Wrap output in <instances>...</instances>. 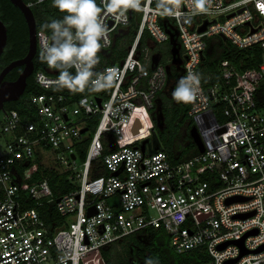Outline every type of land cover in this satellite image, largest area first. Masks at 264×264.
Here are the masks:
<instances>
[{
  "label": "built area",
  "instance_id": "1",
  "mask_svg": "<svg viewBox=\"0 0 264 264\" xmlns=\"http://www.w3.org/2000/svg\"><path fill=\"white\" fill-rule=\"evenodd\" d=\"M109 3L96 0L106 29L98 53L108 50L131 21L137 31L122 60L94 65L85 87L95 91L71 100L65 92L73 90L59 86V70L45 62L47 70L32 73L43 89L29 98L33 118L2 111L1 131L9 138L0 144V264H95L96 257L104 264L102 249L147 229L163 230L176 253H204L202 264L235 259L231 264H264V248L256 251L264 246V0H209L206 11H194L192 0H140L139 10H112ZM136 11L141 13L138 24ZM143 32L154 44L175 35L182 49L180 81L190 73L199 77L187 115L204 150L178 162L164 150L139 148L153 132L151 112L168 78L157 54L137 51ZM51 35L36 29V53ZM211 36H224L241 50L260 46L258 67L241 70L222 60V83L203 87L199 68ZM109 73V86L93 87L98 75ZM215 104L221 105L220 122L211 110ZM42 152L54 155L61 168L57 174L65 173L74 187L50 202L64 217L61 225L48 227L36 209L22 208L18 198L34 165L24 177L18 167ZM97 161L107 174L92 176ZM26 196H53L50 181L27 186ZM242 250L246 253L239 257Z\"/></svg>",
  "mask_w": 264,
  "mask_h": 264
},
{
  "label": "trees",
  "instance_id": "2",
  "mask_svg": "<svg viewBox=\"0 0 264 264\" xmlns=\"http://www.w3.org/2000/svg\"><path fill=\"white\" fill-rule=\"evenodd\" d=\"M23 1L26 4H30L29 7L35 20L36 29L48 34H52V31L45 26L53 20H63L64 16L67 15V13L61 12L54 6L53 0H42L40 2H37V0ZM0 19L5 24L7 31L6 46L0 56V67H4L10 61L20 59L26 55L28 51V29L22 13L9 0H0ZM136 31L137 25L133 21H131L126 29L120 30L115 37L113 45L108 50L97 54L98 62L96 63V67L114 64L122 60L134 41ZM156 45L150 40L148 34L143 32L138 41L137 51L145 48L153 50ZM172 48L176 49L173 55L171 53ZM181 54L182 49L175 35L168 41L167 51L163 54H157L159 61L163 62L167 67L168 78L165 88L157 94L156 99H167L169 103H162L161 105V128L157 127L153 114L154 109L152 110L153 132L145 143L147 151H152L157 145L159 149L167 153L173 162L184 160L197 153V148L189 136V126L192 124L187 115L189 105L177 102L173 98V92L178 87L182 76L183 61ZM261 55L262 49L258 45L241 50L218 36L207 38L203 60L199 68L202 86L207 88L211 85L222 83L218 70L222 60H228L237 68L244 70L257 68L261 61ZM100 57L106 58L107 63L103 64L100 62ZM178 60L180 61L179 64ZM33 65L34 72L37 70H47V66L41 60L40 53L38 52L33 58ZM21 70L22 67L13 68L6 74L5 79H16ZM42 91L43 89L34 82L32 74L26 79V87L20 98L16 101L6 102L4 110H16L21 116L29 120L33 118L32 115L34 113V106L30 104L29 98L31 95L39 94ZM94 91L91 87H84L81 91L70 92L66 90L65 93L73 100L76 97L88 95ZM220 107V104H215L211 109L218 122L221 121ZM187 119L188 121H186ZM95 122L93 121L94 124ZM156 127L157 131L154 132V128ZM87 141L84 142L85 145ZM84 154L83 150L80 153L81 159H84ZM37 155L38 153H36V157ZM32 165H34V162L28 161L25 167L19 166V174L24 177L23 172ZM99 174H107V172L102 168L101 162L97 161L94 164L92 176ZM42 179L50 181L53 196L56 195V197L74 188L71 183L66 181L65 173L58 175L54 169H44L40 165H37L35 171L21 183L18 198L22 203V208L36 209L48 227L53 223L61 225L64 223V217L58 214L53 205H50L53 196L37 200L26 196L27 186ZM101 258L104 264H202L207 259L204 253L198 251L174 252L169 246L168 235L159 229H147L124 236L108 245V248L102 249Z\"/></svg>",
  "mask_w": 264,
  "mask_h": 264
},
{
  "label": "clouds",
  "instance_id": "3",
  "mask_svg": "<svg viewBox=\"0 0 264 264\" xmlns=\"http://www.w3.org/2000/svg\"><path fill=\"white\" fill-rule=\"evenodd\" d=\"M54 6L67 13L63 20H53L45 27L51 29L49 43L42 46L41 60L50 68L59 70L57 84L73 91H81L93 76L92 68L98 62L101 39L106 41V29L98 19L100 9L96 0H53ZM209 0H192L194 11H206ZM108 7L140 9V0H110ZM75 68V74L69 69ZM112 75H98L93 87L110 85ZM41 82H43L41 80ZM199 77L189 74L173 92L177 102H191L198 91Z\"/></svg>",
  "mask_w": 264,
  "mask_h": 264
},
{
  "label": "water",
  "instance_id": "4",
  "mask_svg": "<svg viewBox=\"0 0 264 264\" xmlns=\"http://www.w3.org/2000/svg\"><path fill=\"white\" fill-rule=\"evenodd\" d=\"M12 5L17 7L20 12L22 13L25 22L27 24L28 29V51L26 55L20 59H15L13 61H10L8 64H6L0 71V112L4 110V104L9 101H16L20 98V96L23 94L25 87H26V79L32 75L34 71V65H33V58L36 54V25L35 20L32 14V11L30 7L23 1V0H9ZM141 13L140 11H136L135 13V22L138 24L140 21ZM111 23L108 25L110 26ZM206 23L201 26L198 31L202 32L205 30ZM221 39L225 41V37L221 36ZM7 42V31L5 24L0 19V56L6 46ZM158 62V57L153 56L152 63L156 65ZM16 67H22V70L14 80H5L4 77L6 74ZM139 126L138 121H136L134 125V132L137 130V127ZM223 130V129H221ZM85 130L82 129L81 132L83 133ZM189 136L192 139L193 143L195 144L198 151L202 152L204 150L203 143L201 141V138L198 134L197 128L195 125H192L189 129ZM147 139H144L141 141L139 148L145 152V143ZM159 147L156 145L155 148L150 151L153 152L155 150H158ZM228 201H231L228 200ZM241 245V243H240ZM225 244L221 245L220 248L224 247ZM264 246L257 249L256 251H259L263 249ZM246 251L242 250L239 257L243 254H245ZM235 260H230L225 262V264H231L235 262Z\"/></svg>",
  "mask_w": 264,
  "mask_h": 264
},
{
  "label": "rangeland",
  "instance_id": "5",
  "mask_svg": "<svg viewBox=\"0 0 264 264\" xmlns=\"http://www.w3.org/2000/svg\"><path fill=\"white\" fill-rule=\"evenodd\" d=\"M167 45H168V42L157 44L153 50L150 49V53L152 55L153 54H158V53L163 54V53H165L167 51ZM175 52H176V49L172 48L171 49L172 55ZM99 60L103 64L107 63L106 58H104V57H100ZM177 62H178V64L180 63L179 60ZM162 103L168 104L169 100L162 99V98H157L155 100V105H154L155 108H153L154 109L153 114H154V117L156 119L158 128L162 127V113H161V105H162ZM189 119H190V121L192 123L189 126V127H191L194 124V120L191 119V118H189ZM186 121H188V119ZM3 124H4V116H3L2 112H0V144H3L9 138L8 134L2 133V131H1ZM157 127L154 128V132L157 131ZM189 127L187 128V131H188ZM86 135L87 134L85 133L83 136H86ZM35 159H34V166H32L30 168V170H29L30 173H31V171L33 172L35 170L37 165H40L44 169L45 168L46 169H54L56 172L61 170L60 166L58 165V162L56 161V159L54 157V155L52 153H50V152H42V153L38 154ZM77 162H79V160ZM56 198H57L56 195H54L52 197V200L54 201V200H56ZM105 248H108V245ZM94 263L95 264H99V260L97 259V257L95 258V262Z\"/></svg>",
  "mask_w": 264,
  "mask_h": 264
},
{
  "label": "flooded vegetation",
  "instance_id": "6",
  "mask_svg": "<svg viewBox=\"0 0 264 264\" xmlns=\"http://www.w3.org/2000/svg\"><path fill=\"white\" fill-rule=\"evenodd\" d=\"M6 27V26H5ZM3 67H0V71H1V69H2ZM4 79H5V77H4ZM5 80H7V79H5Z\"/></svg>",
  "mask_w": 264,
  "mask_h": 264
},
{
  "label": "crops",
  "instance_id": "7",
  "mask_svg": "<svg viewBox=\"0 0 264 264\" xmlns=\"http://www.w3.org/2000/svg\"><path fill=\"white\" fill-rule=\"evenodd\" d=\"M57 173V172H56Z\"/></svg>",
  "mask_w": 264,
  "mask_h": 264
}]
</instances>
